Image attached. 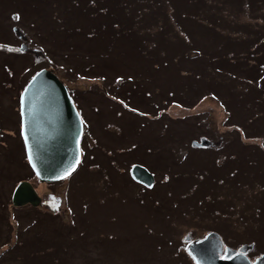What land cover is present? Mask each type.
I'll list each match as a JSON object with an SVG mask.
<instances>
[{
    "label": "rangeland",
    "instance_id": "374dc122",
    "mask_svg": "<svg viewBox=\"0 0 264 264\" xmlns=\"http://www.w3.org/2000/svg\"><path fill=\"white\" fill-rule=\"evenodd\" d=\"M42 66L83 119L82 163L50 182L18 136ZM0 124V264H195L209 230L264 252V0H0ZM18 179L37 205L11 203Z\"/></svg>",
    "mask_w": 264,
    "mask_h": 264
},
{
    "label": "water",
    "instance_id": "95a60500",
    "mask_svg": "<svg viewBox=\"0 0 264 264\" xmlns=\"http://www.w3.org/2000/svg\"><path fill=\"white\" fill-rule=\"evenodd\" d=\"M23 46L22 43L20 49ZM18 111L26 160L35 177L48 182L70 175L80 160L82 120L63 82L50 69H37L20 91ZM129 175L147 187L153 183V174L139 163L131 164ZM10 199L15 206L40 202L32 183L26 179L15 183ZM210 234L186 245L196 264L264 263V254L251 262L240 251L242 247L230 257L219 258L208 245Z\"/></svg>",
    "mask_w": 264,
    "mask_h": 264
},
{
    "label": "flooded vegetation",
    "instance_id": "af4514ba",
    "mask_svg": "<svg viewBox=\"0 0 264 264\" xmlns=\"http://www.w3.org/2000/svg\"><path fill=\"white\" fill-rule=\"evenodd\" d=\"M72 96V95H71ZM73 98V97H72ZM17 113H18V110H17ZM18 121H19V115H18ZM1 125V124H0ZM2 129H3V127L2 126H0V142L2 141V136H3V131H2ZM18 136H19V141H21V136H20V133H19V122H18ZM207 232H212L211 234H210V236H209V238H208V245H209V247H210V249L215 253V254H217L220 258H227V257H230V256H232V254H233V249L234 250H237L238 249V247L240 246V245H244V244H246V243H244V242H240V244L239 243H237V244H229V243H225L224 241H223V239L221 238V235H220V233H218V232H216V231H214V230H209V231H207ZM207 232H205V233H203L201 236H197V237H195V238H189V235H187L186 236V240H188V241H190V240H199L200 238H202ZM187 241V242H188ZM252 246V245H251ZM251 246H249L248 247V245L246 246V245H244V247H242V249H243V251L245 252V254H246V256L250 259V260H252L255 256H257V255H259V254H261V253H264V252H259V253H256V254H254V256H250L249 255V252H248V249H250L251 248ZM253 255V254H252Z\"/></svg>",
    "mask_w": 264,
    "mask_h": 264
},
{
    "label": "trees",
    "instance_id": "16d2710c",
    "mask_svg": "<svg viewBox=\"0 0 264 264\" xmlns=\"http://www.w3.org/2000/svg\"><path fill=\"white\" fill-rule=\"evenodd\" d=\"M21 143H22V141H21ZM22 146H23V144H22ZM23 150H24V148H23ZM24 155H25V152H24ZM84 157V150L82 151V155H81V162H80V164L82 163V158ZM26 164H27V162H26ZM27 166L29 167V165L27 164ZM29 169H30V172H31V174H33V171L31 170V168L29 167ZM19 180V179H18Z\"/></svg>",
    "mask_w": 264,
    "mask_h": 264
},
{
    "label": "bare ground",
    "instance_id": "6f19581e",
    "mask_svg": "<svg viewBox=\"0 0 264 264\" xmlns=\"http://www.w3.org/2000/svg\"><path fill=\"white\" fill-rule=\"evenodd\" d=\"M75 170H76V169H75ZM75 170H74V171H75ZM74 171H73V172H74Z\"/></svg>",
    "mask_w": 264,
    "mask_h": 264
},
{
    "label": "snow or ice",
    "instance_id": "6c2138e0",
    "mask_svg": "<svg viewBox=\"0 0 264 264\" xmlns=\"http://www.w3.org/2000/svg\"><path fill=\"white\" fill-rule=\"evenodd\" d=\"M70 174V173H69Z\"/></svg>",
    "mask_w": 264,
    "mask_h": 264
}]
</instances>
